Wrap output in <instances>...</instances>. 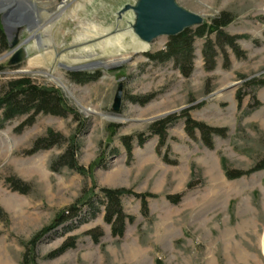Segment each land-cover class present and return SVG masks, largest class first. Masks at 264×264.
I'll use <instances>...</instances> for the list:
<instances>
[{"label": "rangeland", "instance_id": "obj_1", "mask_svg": "<svg viewBox=\"0 0 264 264\" xmlns=\"http://www.w3.org/2000/svg\"><path fill=\"white\" fill-rule=\"evenodd\" d=\"M135 1L0 0V96L10 83L29 79L58 91L76 113L32 110L5 119L0 110V264H22L25 244L73 206L78 214L35 245L38 264H264V168L239 178L226 174L247 173L264 162V0H176L204 18L189 29L188 77L173 59L148 58L166 51L171 37L139 39L131 27L134 13L119 16ZM225 13L231 22L220 31L236 38L234 46L220 32H209ZM198 29L205 33L198 35ZM96 30L104 36L75 43ZM15 37L28 55L10 67ZM107 40L116 46L112 53L70 57ZM139 42L149 50H139ZM113 59L124 62L78 69L80 63ZM120 84L122 105L114 111ZM185 112L225 130L223 135H212V147L199 129L191 137ZM170 116L177 118L161 145L152 126ZM50 132L60 135L55 144L43 142L34 153ZM125 137H132L131 156ZM69 149L86 174L58 163ZM12 180L27 194L15 190ZM103 188L134 192L121 199L128 217L121 236L105 221ZM93 190L91 212L82 204ZM72 237L75 247L48 257Z\"/></svg>", "mask_w": 264, "mask_h": 264}, {"label": "trees", "instance_id": "obj_2", "mask_svg": "<svg viewBox=\"0 0 264 264\" xmlns=\"http://www.w3.org/2000/svg\"><path fill=\"white\" fill-rule=\"evenodd\" d=\"M230 22H231V17L227 13H225L218 19L214 20L213 24H211V26L209 27V32H214V33L220 32V36L226 38L229 41V43L234 46L236 38L227 37L224 35L222 31H220L222 27H225ZM190 33H191L190 30L186 29L182 34L175 37H171V42L168 45L166 51H160L155 55L147 54L148 58L151 60H157L161 62L170 61L173 59L175 64L180 68L183 75L188 77L191 73L192 56H193V43H192L193 37ZM204 33H205L204 30L198 31V35L200 36H202ZM3 37H4V32L2 30V27L0 26V39H2ZM3 47L6 48V45H3ZM77 80L80 79L77 78ZM151 99L152 96L146 98L145 102H148ZM0 110H3L5 119H11L15 115L31 112L32 110H34V113L36 114L43 112L47 114L64 116L65 114H67V111H69L76 115L74 111L68 109L67 104L65 103L63 97L60 95L58 91H55L54 89H48L46 87L37 86L33 84L29 79H20L9 84V90L3 91L0 96ZM176 118L177 117L175 116H170L167 119L162 120L152 126V132L159 135L161 145L164 143L167 127L169 126V124L173 123L176 120ZM184 118L186 119L187 133L191 137H193L194 131L196 129L201 130L203 132V139L209 147H212V141H211L212 135L214 134L223 135V132L225 131L223 129L210 128L202 123H198L197 121L192 120L188 112H185ZM114 127L119 128L118 125H115ZM59 136L60 135L50 132L46 138L37 141L35 145V149L33 150L34 153H36L39 150L38 149L39 145L43 142L55 144L56 142L55 138ZM123 140L125 141L127 152L129 156H131L133 151V147L131 143L132 137H125ZM140 144L141 145L143 144L142 140ZM99 162L100 161L98 160L95 163H93L90 166L88 172L90 173L93 172L94 168ZM58 163L61 164L62 166H69L71 169L76 170L80 174H86V169L78 164V162L74 158L71 149H69V154L59 158ZM263 168H264V162L263 164L261 163L258 167L248 171L247 173H243L241 171L232 172L227 170L226 174L229 178H239L241 176H244L245 174L246 175L251 174L252 172H255ZM11 185L15 190L23 194H27L28 190L20 185V181L12 180ZM101 190L107 201L105 221L108 224H111L114 235L121 236L124 232L125 221L128 218L124 214L121 199L125 195H133L134 192L125 188H120V189L103 188ZM94 195L95 194L93 190L91 191L90 197L87 199V201H84L85 203L82 204V206H88L91 212L94 207L92 200ZM146 195L148 194L137 195V196L145 198ZM144 208L146 209V204H144ZM78 209L79 208H76V206L71 207L69 210V215L67 216L63 211L52 225L46 227L32 240L26 243L25 247L27 251L24 254L22 264H38L36 262V257L34 255V247L37 244V242L40 240L41 236H43L46 233L52 232L60 224L65 222L70 216L71 217L76 216L79 212ZM2 216L3 215L1 214L0 217ZM130 219L132 220V218ZM75 245H76V237H72L70 242L63 244L61 248L49 254L48 257L53 258L59 256L69 248L75 247Z\"/></svg>", "mask_w": 264, "mask_h": 264}, {"label": "water", "instance_id": "obj_3", "mask_svg": "<svg viewBox=\"0 0 264 264\" xmlns=\"http://www.w3.org/2000/svg\"><path fill=\"white\" fill-rule=\"evenodd\" d=\"M132 11L135 21L132 24L134 34L144 42L151 43L158 37H175L186 29L201 26L204 18L181 7L176 0H136L133 5L127 4L120 10L119 16ZM10 48L14 55L8 65L21 64L27 58V50L19 46L15 37ZM123 84H120L114 99L113 110L119 111L123 100Z\"/></svg>", "mask_w": 264, "mask_h": 264}, {"label": "bare ground", "instance_id": "obj_4", "mask_svg": "<svg viewBox=\"0 0 264 264\" xmlns=\"http://www.w3.org/2000/svg\"><path fill=\"white\" fill-rule=\"evenodd\" d=\"M102 34H103V31L96 30V31H93L88 36H84L83 35V36L77 38L75 43L79 44V43L85 42L86 40H89L90 38L99 37ZM102 36H104V35H102ZM35 37H36V35H35ZM43 45L46 47V45H48V43L43 41ZM137 45H138L139 50H141V51H146L148 49V46L146 44H144V43H140L139 42ZM114 49H116V46L114 45V43L111 42L110 40H107V41H104V42H101V43H97V44H95L92 47H86L83 50L74 52V53L70 54V57L83 58V57H87V55L88 56H92V55H95L94 52H96V51H99V53L105 54L109 50H111V53H112V52H114ZM123 62H124V60H121V59H113L110 62H103L101 60H97V61L91 62L90 64H86V65L80 63V64H78L79 65L78 69L87 70V69H95V68H98V67H110V66H113V65L122 64ZM81 65H84V66H81ZM59 83H60L61 87L66 92H68L70 94V96H73V93L71 91H69V89L64 85V83L62 82L61 79L59 80ZM85 112H86L87 115L93 113L92 110H90V109H85ZM109 119L112 120V121H121L120 119H117L116 117H112V118H109Z\"/></svg>", "mask_w": 264, "mask_h": 264}]
</instances>
